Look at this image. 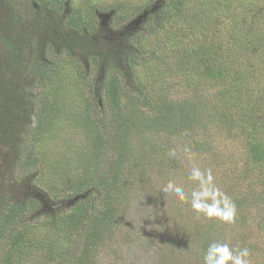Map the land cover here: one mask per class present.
Wrapping results in <instances>:
<instances>
[{"label": "trees", "instance_id": "16d2710c", "mask_svg": "<svg viewBox=\"0 0 264 264\" xmlns=\"http://www.w3.org/2000/svg\"><path fill=\"white\" fill-rule=\"evenodd\" d=\"M73 3L0 0V147L11 154L0 182V264H102L131 192L141 188L158 205L166 194L153 181L207 155L234 219L196 213L179 227L175 205L155 264H204L213 242L264 264V0H150L121 30L100 16L122 5L85 2L82 12ZM166 51L183 78L181 100L175 84L139 73L164 67ZM57 64L74 70L68 97L52 81ZM28 187L44 198L16 196Z\"/></svg>", "mask_w": 264, "mask_h": 264}, {"label": "rangeland", "instance_id": "374dc122", "mask_svg": "<svg viewBox=\"0 0 264 264\" xmlns=\"http://www.w3.org/2000/svg\"><path fill=\"white\" fill-rule=\"evenodd\" d=\"M149 1L150 0H74L73 5L82 12H84L85 10V2H91L92 5L97 6L99 8L98 11L110 10L108 8H111L112 5H122L121 9H115L116 12L111 9L110 12H108L109 14L107 13L109 15V18L112 17V20L110 22V29L121 30L125 25L128 24V21L126 20L130 18V16H126V14H130V10L135 8L136 6L144 5ZM0 22L2 21L0 20ZM15 31L19 38L21 37L23 39H31L32 37L31 31L22 30L20 24H17V28L15 29ZM33 32L35 33L34 30ZM154 42V38H147L145 41V46L150 51L158 52V48L156 47ZM149 44L151 47L148 46ZM24 45V49L29 51L28 44L24 43ZM105 50L106 49H104V47L98 48L97 54H104L106 52ZM162 55H164V57H167L166 65L164 67L160 68L158 71H155L153 70V66L156 65V63L154 62L152 64L141 67L139 69V73L141 74L142 79L144 78L143 80L145 82L147 81V83H152L157 80V82L160 83L158 84L159 87L162 85L168 86L170 84H175V87L172 91V97L174 99L181 100L182 98H185V96L182 95L183 87L181 85H177L178 82L180 84L181 79H183L181 78V73L175 67V64L170 63V61H174L171 52L166 51ZM64 65L65 64H57V68L55 69L57 75L52 77V81H56V87L61 88L64 92L65 97H68L70 95H68V93L65 92L64 89L66 90V86H68L69 84L65 83L69 80L73 81V78L71 77H74V70H67V66L64 67ZM96 71L100 72V68H96ZM175 72L177 73V75L175 74ZM58 73H60V75H58ZM91 75H89L88 80H92ZM59 79H63L62 82H60ZM158 85L156 86L158 87ZM38 90L39 89L36 88V91ZM63 92H61L62 95ZM216 147L217 145H215V148ZM228 148L229 145L220 143L218 145L217 152H222L225 155ZM232 149L236 151V146L233 145ZM10 162V151L8 149L0 147V182H4L2 178L8 173L7 170ZM210 164V158L208 155L199 159H194L191 156L189 158H186L184 161L182 160V163L179 165L177 172L167 173L165 174L164 178L153 181V185L156 187L159 185L160 187L165 188L169 181L174 183L176 186L181 187L184 190L186 196V199L184 201L179 200L173 193L165 192L166 199L162 203L154 206V204L149 200V195L145 191H143L141 188L133 190L129 197L127 210L126 212L122 213L121 221L119 222L118 228H116V244L114 246L113 244H109V246L111 247H107V249L103 251L101 263L155 264L158 260V251H156V249H161V240H166V235L173 229L171 227L174 226V224L170 223L171 220L169 219V214L171 213L175 205L178 204L180 205V207H183L181 214L183 215V217L175 222L179 227H183L178 222L180 220H183L185 216L186 219H189L191 218L189 216L197 215V212H195L191 207V194L193 191H200L201 188L199 181L192 180L190 178V174L193 168H198L205 177H207L210 171L213 178L212 186H214L216 189H219L215 185L216 180L219 181V173L217 170L211 167ZM32 184L37 185L33 182ZM21 192V190L20 193L17 192L16 196L21 197ZM219 192L222 193V191ZM163 246L166 249L168 248L167 243H165ZM176 252H179V250H176Z\"/></svg>", "mask_w": 264, "mask_h": 264}, {"label": "clouds", "instance_id": "9594fccd", "mask_svg": "<svg viewBox=\"0 0 264 264\" xmlns=\"http://www.w3.org/2000/svg\"><path fill=\"white\" fill-rule=\"evenodd\" d=\"M190 178L200 182V191L192 192L191 207L197 212L212 218L216 217L225 222H232L236 212L234 202L227 196L221 194L212 186V175L209 171L207 177L198 168H193ZM164 192L173 193L184 201L186 199L184 190L171 181L163 189ZM211 201V202H209ZM248 250L242 249L234 252L227 243L213 242L209 244L204 256V264H248Z\"/></svg>", "mask_w": 264, "mask_h": 264}, {"label": "flooded vegetation", "instance_id": "af4514ba", "mask_svg": "<svg viewBox=\"0 0 264 264\" xmlns=\"http://www.w3.org/2000/svg\"><path fill=\"white\" fill-rule=\"evenodd\" d=\"M5 22L6 23H8L9 24V22H8V20H6L5 19ZM17 21H15V20H12V22L10 23L11 24V26H14L15 25V29L17 28ZM132 29H129V30H126V32H132L131 31ZM111 35V34H110ZM104 39H106V37H103ZM108 56V57H107ZM102 57L104 58V59H106V60H108V59H110V55H103L102 54ZM104 71H105V68H104V66L103 65H101V70H100V73L101 74H103L104 73ZM101 78V76L99 77V79ZM29 189V190H28ZM26 190H28V191H25V192H22L21 193V199L23 200V199H26L27 198V196H29V195H35L36 197H38L39 199H42V197L38 194V192H35V190H32L31 188H27ZM32 190V191H31ZM31 191V192H30ZM34 191V192H33Z\"/></svg>", "mask_w": 264, "mask_h": 264}, {"label": "water", "instance_id": "95a60500", "mask_svg": "<svg viewBox=\"0 0 264 264\" xmlns=\"http://www.w3.org/2000/svg\"><path fill=\"white\" fill-rule=\"evenodd\" d=\"M108 16H109V15H101L100 18H101V19L104 18V19L107 20V19H108ZM137 23H139V19L136 20L134 24H137ZM38 194L42 197V199L44 198V195H42L41 193H38ZM77 198H78V197H75L74 200H76ZM74 200H72V201L69 202V203H72ZM59 205H61V203H60Z\"/></svg>", "mask_w": 264, "mask_h": 264}]
</instances>
